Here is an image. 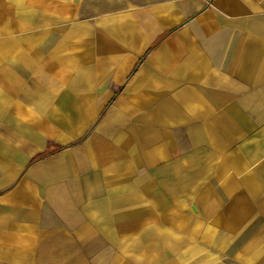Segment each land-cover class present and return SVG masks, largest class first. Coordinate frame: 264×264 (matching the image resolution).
Wrapping results in <instances>:
<instances>
[{"label": "crops", "instance_id": "0c3cea01", "mask_svg": "<svg viewBox=\"0 0 264 264\" xmlns=\"http://www.w3.org/2000/svg\"><path fill=\"white\" fill-rule=\"evenodd\" d=\"M0 264H264V0H0Z\"/></svg>", "mask_w": 264, "mask_h": 264}, {"label": "rangeland", "instance_id": "374dc122", "mask_svg": "<svg viewBox=\"0 0 264 264\" xmlns=\"http://www.w3.org/2000/svg\"><path fill=\"white\" fill-rule=\"evenodd\" d=\"M25 11H26V13H25L26 16H28V17L31 16V18H32V17L34 18L35 15L38 16V13L36 14V12H34V11H32V13H28V10H25Z\"/></svg>", "mask_w": 264, "mask_h": 264}, {"label": "trees", "instance_id": "16d2710c", "mask_svg": "<svg viewBox=\"0 0 264 264\" xmlns=\"http://www.w3.org/2000/svg\"><path fill=\"white\" fill-rule=\"evenodd\" d=\"M47 154H48V152L45 153V154H43V155H41V156H39L38 159L41 158V157H43V156H45V155H47Z\"/></svg>", "mask_w": 264, "mask_h": 264}]
</instances>
